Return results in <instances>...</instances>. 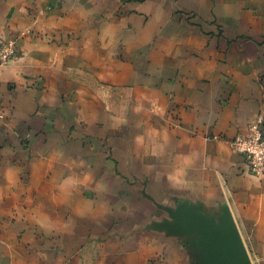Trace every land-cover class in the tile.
I'll use <instances>...</instances> for the list:
<instances>
[{"label": "crops", "instance_id": "1", "mask_svg": "<svg viewBox=\"0 0 264 264\" xmlns=\"http://www.w3.org/2000/svg\"><path fill=\"white\" fill-rule=\"evenodd\" d=\"M0 40V264H264L229 144L264 111V0H0Z\"/></svg>", "mask_w": 264, "mask_h": 264}, {"label": "built area", "instance_id": "2", "mask_svg": "<svg viewBox=\"0 0 264 264\" xmlns=\"http://www.w3.org/2000/svg\"><path fill=\"white\" fill-rule=\"evenodd\" d=\"M16 53L12 42L0 40V63H8ZM2 108L0 105V118ZM233 151L243 156L251 174L264 177V111L252 120L244 134H237L229 140Z\"/></svg>", "mask_w": 264, "mask_h": 264}, {"label": "water", "instance_id": "3", "mask_svg": "<svg viewBox=\"0 0 264 264\" xmlns=\"http://www.w3.org/2000/svg\"><path fill=\"white\" fill-rule=\"evenodd\" d=\"M218 261H219V260H218V259H216V260H214V263H218Z\"/></svg>", "mask_w": 264, "mask_h": 264}]
</instances>
